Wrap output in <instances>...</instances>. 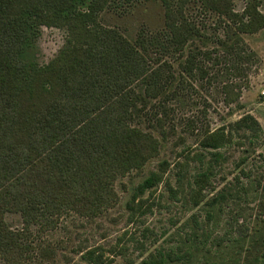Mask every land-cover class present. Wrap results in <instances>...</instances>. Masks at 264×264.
<instances>
[{
    "label": "trees",
    "instance_id": "obj_1",
    "mask_svg": "<svg viewBox=\"0 0 264 264\" xmlns=\"http://www.w3.org/2000/svg\"><path fill=\"white\" fill-rule=\"evenodd\" d=\"M141 1L152 0H0V264H54L55 246L39 240L41 234L56 230L67 216L93 220L112 209L119 200L116 182L142 174L160 155L175 132L177 112L203 105L199 119H183L185 133L196 128L200 151L193 159L203 167L188 184L193 207L205 201L215 169L226 161L220 150L235 142L234 135L251 139L252 146L262 138L251 115L212 130L205 121L209 101L196 99L216 86L223 104L238 106L250 71L260 63L243 36L264 29V0H240L241 11L234 10L235 0H158L164 31L140 32L133 41L101 23L102 12ZM191 4L215 19L212 27L188 14ZM43 27L63 30L66 38L57 55L39 65L33 52ZM179 157L184 160L174 166L181 183L189 154ZM246 160L241 157L236 167ZM168 167L161 161L143 177L127 211L143 216L150 210L140 197L163 182ZM178 186L170 190L173 196L183 194ZM232 198H238L234 185L205 204L220 207ZM8 214L19 216L21 229L10 227ZM215 242L219 250L223 241ZM243 242L237 241L238 248ZM258 244L249 242L245 264H264L254 254ZM94 252L83 258L101 264ZM208 252L157 250L139 264H223Z\"/></svg>",
    "mask_w": 264,
    "mask_h": 264
},
{
    "label": "rangeland",
    "instance_id": "obj_2",
    "mask_svg": "<svg viewBox=\"0 0 264 264\" xmlns=\"http://www.w3.org/2000/svg\"><path fill=\"white\" fill-rule=\"evenodd\" d=\"M242 7V1L235 0L234 10L241 11ZM188 14L203 22L207 28L215 22L214 18L203 17L194 4L189 5ZM100 21L105 26L117 28L133 41L140 32L155 35L164 31V9L158 0L134 2L102 12ZM65 38L63 30L43 27L33 52L36 62L44 65L51 61L64 45ZM243 38L260 63L250 71L248 87L240 92L238 106L235 103L223 104L216 94V86L209 91L211 98L201 91L200 95L204 98L196 100L209 101L211 106L205 121L212 130L235 123L244 115H251L258 121L263 133L257 144L252 146L249 144L251 139L235 134V142L220 150L226 161L215 169L212 186L205 192V201L193 207L187 202L188 184L203 167L193 159L200 151L197 137L193 135L196 128L193 134L185 133L183 119L192 115L199 119L203 105L200 103L196 110H189L183 115L177 112L175 132L163 145L160 155L146 164L142 174L116 182L119 200L112 209L93 220L67 216L56 230L41 234L39 240L44 239L55 246L54 264H93L88 258H83L91 250L95 251V256H101V264H139L157 250L190 251L193 247L207 249L210 257L221 256L223 264H245V251L251 239L261 245L254 254L264 260V205L258 203L264 200V97L261 95L264 91V29ZM155 133L158 134L157 131ZM178 136L183 140L178 141ZM182 151L188 152L189 162L182 170L187 178L180 183L177 180L179 168L174 165L176 161L184 160L179 157ZM203 155L205 158L208 156L207 152ZM245 156L247 160L237 168L239 159ZM164 160L170 163V167L162 174L163 182L140 197L143 205L150 210L143 216L127 211L125 204L135 186L150 172H156L157 164ZM178 185L183 187V194L179 192L173 196L170 190H175ZM233 185L238 198H232L220 207L205 204L217 192ZM237 213L243 217H238ZM6 221L13 230L22 227L18 215L8 214ZM217 238L223 241L219 250L215 242ZM240 239L244 241L240 243L241 249L237 245ZM248 260L252 258L249 256Z\"/></svg>",
    "mask_w": 264,
    "mask_h": 264
},
{
    "label": "built area",
    "instance_id": "obj_3",
    "mask_svg": "<svg viewBox=\"0 0 264 264\" xmlns=\"http://www.w3.org/2000/svg\"><path fill=\"white\" fill-rule=\"evenodd\" d=\"M261 95L264 97V91L261 92Z\"/></svg>",
    "mask_w": 264,
    "mask_h": 264
}]
</instances>
